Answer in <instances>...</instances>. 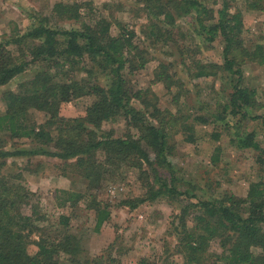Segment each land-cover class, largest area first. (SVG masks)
I'll use <instances>...</instances> for the list:
<instances>
[{
	"label": "trees",
	"instance_id": "1",
	"mask_svg": "<svg viewBox=\"0 0 264 264\" xmlns=\"http://www.w3.org/2000/svg\"><path fill=\"white\" fill-rule=\"evenodd\" d=\"M243 2L242 8L237 0H133L130 10L146 17L140 32L147 45L142 46L135 29L114 14L123 3L115 2L113 9V2H104L105 13L92 0H60L47 15L30 14L24 31L0 41V86L32 72L16 91L2 93L0 264H125L127 249L118 234L89 254L82 236L71 231L67 213L50 217L43 211L23 175L24 170L38 174L39 161L9 169L8 158L36 156L58 160L52 167L72 184L55 189L57 205L83 202L92 211L95 231L111 215V204L98 193L128 171L135 172L142 194L123 197L116 207L132 212L160 199L175 203L161 250L134 264H264V98L244 75L245 66H264V45L247 44L243 36V11H264V0ZM182 17L191 18L195 32L181 27L177 19ZM218 37L222 61L198 59L202 47ZM158 46L174 58H158L152 82L162 83L174 110L161 108L150 85L137 87L132 80L152 58L150 48ZM202 85L205 100L192 102L190 87ZM81 97L90 99L83 114H60L63 103ZM31 109L43 111L45 120L35 122ZM118 119L126 127L121 135L104 128ZM248 120L260 121L262 136L243 129ZM198 125H211L209 136L217 143L212 166L220 163L223 136L235 150H250L259 173L244 196L219 190L220 182L212 186L209 178H185L172 162L177 137L195 143ZM16 139L27 143L15 145Z\"/></svg>",
	"mask_w": 264,
	"mask_h": 264
},
{
	"label": "rangeland",
	"instance_id": "2",
	"mask_svg": "<svg viewBox=\"0 0 264 264\" xmlns=\"http://www.w3.org/2000/svg\"><path fill=\"white\" fill-rule=\"evenodd\" d=\"M56 1L60 0H0V41L7 39L13 32L24 31L31 24L30 14L39 12L47 15ZM92 2L99 10L105 13L107 9L102 7L104 2H113V9L117 8L115 2L123 3L125 5L123 10L114 11L116 18L135 29L139 35L136 41L140 45H147L142 40L143 37L140 32L141 24L146 22V17L143 12L139 13L137 11L133 13L130 10L133 7L130 5L133 0H92ZM237 4L242 8L244 6L243 0H237ZM243 12V36L247 44L255 41L264 45V11L245 10ZM193 15L191 14V16ZM177 22L187 33H193L190 17L178 18ZM59 24L62 26L70 25L67 21H60ZM116 32L117 28L113 25L112 33L115 34ZM199 39L201 40L202 38L200 37ZM172 49L174 50V48ZM150 50L152 51V58L147 62L144 69L132 75V80L137 87L150 85L159 96L161 108L172 107L170 105V94L167 93L162 83L152 82V78L153 70L158 64V58L171 59L174 57L165 53L159 46L154 49L150 48ZM197 57L201 61L220 63L222 61V42L220 38L218 37L211 44L206 45L205 48L202 47ZM31 75L32 72L27 71L11 82L0 86V112L5 110L2 93L7 90L16 91L17 84ZM244 75L247 84L258 87L259 98H264V93L262 95L260 92L264 91V66H245ZM190 88L192 89V102L197 103L198 100L205 98V85L196 86L195 88L191 86ZM216 88H219V81L216 84ZM221 88L222 84L220 90ZM89 100L88 97H81L63 103L60 107V114L63 116L83 114ZM172 109L174 110L173 107ZM30 112V117L35 122L41 123L45 120L46 114L43 111L31 109ZM243 124V129L248 131L255 130L259 137L262 136L259 120H248ZM104 128H111L115 135H121L126 129L122 119L105 123ZM196 128L199 137L195 143L186 142L180 136L177 137V153L175 158H172V162L181 166L182 174L185 178H202L203 180L209 178L212 186L216 182H220L216 186L219 190H227L234 195L244 196L250 180L254 179L259 173L258 168L253 163L250 150H235L233 145L229 143L228 137L223 136L221 141L218 142L222 147L220 163L217 166H212L209 162L210 155L213 152L214 145L217 143L212 142L210 139L211 125H198ZM130 132L136 135L137 130L131 128ZM26 143L27 140L16 139L15 145L23 147ZM7 161L11 171L18 169L15 165L23 166L27 162H31L37 166L36 162H40L37 166L38 170L40 169L38 174L23 171L27 187L37 193L40 205L48 216L55 217L61 213L69 215L71 231L82 236L81 244L89 254L97 253L112 241L117 234L121 238L122 245L127 249L122 257V261L125 264H134L141 256L154 255L161 250L162 237L175 203L160 199L152 204H143L132 212H127V209L123 207L115 206L117 200L123 197L142 194V189L134 171H128L125 178L121 181L108 183L98 193L99 199L111 204V215L110 220L105 222L99 231H95L92 211L85 209L83 202H79L75 207L57 205L55 189H65L72 184L70 178L59 175L58 171L52 167V163L58 162L57 159L47 156H36L30 159L26 157L8 158ZM217 247L215 245L214 249H217ZM35 250L36 246L31 244L29 251L34 252Z\"/></svg>",
	"mask_w": 264,
	"mask_h": 264
}]
</instances>
